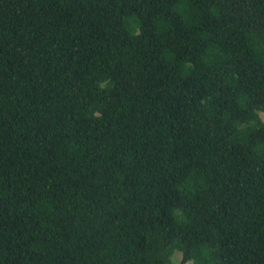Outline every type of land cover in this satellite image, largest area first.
<instances>
[{
  "label": "trees",
  "instance_id": "trees-1",
  "mask_svg": "<svg viewBox=\"0 0 264 264\" xmlns=\"http://www.w3.org/2000/svg\"><path fill=\"white\" fill-rule=\"evenodd\" d=\"M260 113L264 0H0V264H264Z\"/></svg>",
  "mask_w": 264,
  "mask_h": 264
},
{
  "label": "rangeland",
  "instance_id": "rangeland-1",
  "mask_svg": "<svg viewBox=\"0 0 264 264\" xmlns=\"http://www.w3.org/2000/svg\"><path fill=\"white\" fill-rule=\"evenodd\" d=\"M260 116L261 118L263 119L264 121V113H260ZM181 258V253L180 252H176L174 255H173V260L176 262L178 260H180ZM188 264H193V263H188Z\"/></svg>",
  "mask_w": 264,
  "mask_h": 264
}]
</instances>
